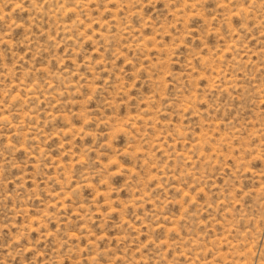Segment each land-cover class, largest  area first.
Instances as JSON below:
<instances>
[{"label":"rangeland","instance_id":"1","mask_svg":"<svg viewBox=\"0 0 264 264\" xmlns=\"http://www.w3.org/2000/svg\"><path fill=\"white\" fill-rule=\"evenodd\" d=\"M0 264H264V0H0Z\"/></svg>","mask_w":264,"mask_h":264}]
</instances>
